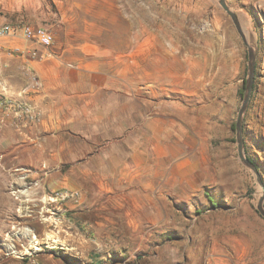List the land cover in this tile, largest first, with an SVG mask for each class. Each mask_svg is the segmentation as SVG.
Instances as JSON below:
<instances>
[{"label":"rangeland","instance_id":"374dc122","mask_svg":"<svg viewBox=\"0 0 264 264\" xmlns=\"http://www.w3.org/2000/svg\"><path fill=\"white\" fill-rule=\"evenodd\" d=\"M224 2L246 43L219 0H0V23L47 26L58 54L89 41L106 59L125 52L127 80L157 107V156L173 160L122 209L88 208L78 190V200L49 199L75 189L14 161L0 127V264H264V0ZM249 50L243 155L257 175L235 128Z\"/></svg>","mask_w":264,"mask_h":264},{"label":"crops","instance_id":"0c3cea01","mask_svg":"<svg viewBox=\"0 0 264 264\" xmlns=\"http://www.w3.org/2000/svg\"><path fill=\"white\" fill-rule=\"evenodd\" d=\"M91 2L95 6L99 0ZM0 45V80L9 92L25 84L26 68L41 83L31 96L40 110L39 120L27 126L14 127L8 121L2 125L14 161L29 162L44 179L59 177L61 185L82 191L88 208L122 209L123 201L134 200L137 186H156L159 177L166 176L173 160L157 156L158 118L152 105L157 107L127 80L125 52L106 59L100 51L105 46L93 41L78 43L74 53L60 54L50 48L49 54L23 39L0 40ZM12 47H37L41 57L30 60L10 52ZM137 48L143 49V43ZM105 237L111 244L117 241ZM124 242L120 240L117 251L129 257L132 252Z\"/></svg>","mask_w":264,"mask_h":264},{"label":"built area","instance_id":"2783aa9c","mask_svg":"<svg viewBox=\"0 0 264 264\" xmlns=\"http://www.w3.org/2000/svg\"><path fill=\"white\" fill-rule=\"evenodd\" d=\"M7 38L23 39L33 45L42 47L49 54V48L54 41V35L50 28L45 25H33L24 21L16 23L1 22L0 23V40ZM2 47L0 45V53ZM12 53L25 54L30 60L39 59L41 54L37 47H31L27 50H22L19 47H12L9 50ZM3 63L0 56V69ZM25 84L14 92H9L0 80V127L8 121L14 127L27 126L36 123L40 117V110L32 101L31 96L38 92L41 88V83L38 77L31 71L25 69ZM26 177V174H23ZM49 199H66L71 198L78 200L80 193L76 190L58 191L54 197Z\"/></svg>","mask_w":264,"mask_h":264},{"label":"water","instance_id":"95a60500","mask_svg":"<svg viewBox=\"0 0 264 264\" xmlns=\"http://www.w3.org/2000/svg\"><path fill=\"white\" fill-rule=\"evenodd\" d=\"M219 2L221 4L222 8L231 16L232 20L234 21V23L238 29L240 36L242 37L243 41L245 42L244 35L238 26V23L235 19L234 14L227 8L224 0H219ZM253 72H254V55H253L252 51L249 50V52H248L247 78L245 80V94H244L241 105H240L238 112H237V116H236V120H235V128H236V138H237L236 140H237V150H238L239 158L248 168H250L257 175V169H256L255 165L253 164V162L248 160L243 155V138H242V119H243V115H244L245 109L247 107V103H248L249 96H250L251 89H252ZM258 210L261 213V215L264 216V211L260 207H258Z\"/></svg>","mask_w":264,"mask_h":264},{"label":"trees","instance_id":"16d2710c","mask_svg":"<svg viewBox=\"0 0 264 264\" xmlns=\"http://www.w3.org/2000/svg\"><path fill=\"white\" fill-rule=\"evenodd\" d=\"M244 85H245V80L243 79L242 88L244 87ZM240 93H241V91H240ZM232 127H233V125H232ZM205 195H206V197H207V200L210 202V204H211L212 206H214V205H215V202H214L213 198H212L208 193L205 194Z\"/></svg>","mask_w":264,"mask_h":264}]
</instances>
